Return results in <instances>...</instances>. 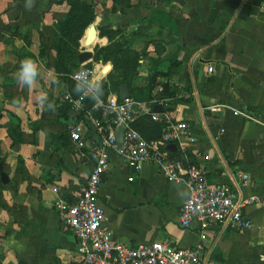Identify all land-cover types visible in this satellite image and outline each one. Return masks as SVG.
<instances>
[{"label": "crops", "instance_id": "obj_1", "mask_svg": "<svg viewBox=\"0 0 264 264\" xmlns=\"http://www.w3.org/2000/svg\"><path fill=\"white\" fill-rule=\"evenodd\" d=\"M98 7L100 30L94 27L93 43L99 49L128 44L140 56L132 88H152L151 101L142 103L154 111L161 106L158 114L190 128L191 140L166 147L170 160L185 169L203 165L211 184L238 187L244 199L264 198V0H108ZM7 8L8 1L0 0V15ZM43 12L25 3L2 18L14 34L0 31V166L9 178L3 184L0 172V264L80 262L77 238L65 226L59 205L76 203L86 188L97 165L100 106L120 100V90L106 98L98 94L113 72L112 61H95L92 53L81 64L80 55L88 51H80L79 64L94 63L96 76L92 94L81 85L84 90L76 96L79 84L57 73L40 49L35 54L26 45L30 32L51 24ZM25 58L38 67L31 88L18 82ZM67 95L93 96L96 104L76 111ZM217 107L222 112H214ZM155 123L164 130L163 123ZM76 126L82 127L84 149L71 140ZM148 126L135 130L159 140L163 130L159 138ZM18 127L25 143L10 139ZM64 134L70 142L61 149L59 166L54 150ZM186 198L187 188L168 182L155 164L136 172L113 155L99 202L116 242L134 247L169 239L181 249H199L216 264H264V208L247 206L250 230L202 233L196 226H180Z\"/></svg>", "mask_w": 264, "mask_h": 264}, {"label": "built area", "instance_id": "obj_2", "mask_svg": "<svg viewBox=\"0 0 264 264\" xmlns=\"http://www.w3.org/2000/svg\"><path fill=\"white\" fill-rule=\"evenodd\" d=\"M212 71V69H210ZM94 69L82 66L71 78L92 94ZM87 95L74 98L67 95L65 100L76 111L86 110ZM222 112L221 107L213 109ZM102 122L96 123L100 135V146L96 152L97 165L89 176L87 186L80 198L72 205L60 204L65 226L77 238L78 264H216L201 254L199 249H181L171 240L152 241L136 246L119 243L106 226V213L100 205L99 197L103 179L107 174L113 155L122 158L128 169L139 171L147 164L159 167L163 177L170 183L187 188L180 213V226L190 230L195 226L201 232L217 228L227 231H246L253 227L246 215L249 205L264 208V198L253 196L244 199L238 187L213 185L203 165H192L185 169L180 162L169 158L166 147L174 143L191 140L190 128L186 123H175L168 115H160L152 106L133 99L124 101L111 99L100 106ZM164 124L163 135L159 140H146L133 128L141 118ZM125 128L124 143L118 144L116 131ZM82 127L71 129V140L79 148H86ZM210 157L205 160L209 161ZM130 178L129 181H133ZM246 184L248 177H243ZM264 263V257H263Z\"/></svg>", "mask_w": 264, "mask_h": 264}, {"label": "trees", "instance_id": "obj_3", "mask_svg": "<svg viewBox=\"0 0 264 264\" xmlns=\"http://www.w3.org/2000/svg\"><path fill=\"white\" fill-rule=\"evenodd\" d=\"M23 1L33 3V0H23ZM14 4H19V1L18 3H14ZM69 5H70V12L68 16H66L65 19L66 24L65 25L62 24L61 25L62 27L60 28V30L64 32L61 35L62 38L63 37L66 38L67 36H70L68 33L73 34L74 32H76L78 27L76 23L80 21V17L77 16L76 14L77 12H80L81 10L85 11L86 9H90V10L92 9L91 6L86 4L83 0H69ZM9 9L12 10L14 9V7H11ZM93 21H94V17H93ZM63 43H64L63 45L57 48L58 67H59L58 73H60L65 77H70L81 68V65L78 62V57L80 55L79 44L78 42H74V41L72 42L71 40L68 39H65ZM92 44H93V30H91L89 34L87 46H91ZM40 54L43 57L48 55V53L44 52L42 49H40ZM139 59L140 56L133 54L129 50L128 44L126 43L121 45L113 44L112 47L98 49L95 53V61L103 62V63H108L112 61L114 65L113 72L108 76L107 82L101 83L100 87L98 88V94L99 95L101 94L102 98H106L111 92H119L120 87L125 84L130 88L133 100L139 102H150L151 101L150 94L152 90L150 86L142 89L132 88L131 82L136 76L137 64L139 62ZM108 70L109 68L105 67V70L103 71L104 74L107 73ZM103 89L105 91L104 94L102 93ZM77 90H78V94L76 96H79L83 92L84 88L79 84ZM147 120H148L147 117L137 120L136 122L138 121L140 122H138L137 124L135 122V124H133V128L136 129L137 131H142L146 126L149 125L153 129L154 133L158 134L160 138L162 135L161 132L163 130V127L161 128V126L155 122H153V124H150L147 122ZM24 137L25 135L23 134V132L19 127L11 135L12 141L17 144L25 143ZM145 139L149 141L152 140L148 138ZM60 142L61 143L58 146H56L54 150V154L55 157L57 158V162L59 166H61L63 163L60 152L61 149L64 148L66 145H68V143L70 142L69 136H67V134L62 135L60 137ZM3 163H4L3 160L0 159V164Z\"/></svg>", "mask_w": 264, "mask_h": 264}, {"label": "rangeland", "instance_id": "obj_4", "mask_svg": "<svg viewBox=\"0 0 264 264\" xmlns=\"http://www.w3.org/2000/svg\"><path fill=\"white\" fill-rule=\"evenodd\" d=\"M6 1H8V8L4 12H2V15H0L1 16L0 17V31L5 34L7 33L14 34V32H11L12 29L10 25H8L4 20H2L3 16L6 14V12L10 11L9 8L11 7H14V9H16L17 7H20L22 4L28 3L31 7H33L35 11L43 10L44 12L42 14H49V22L51 24L45 25L42 28V31L40 33H33L29 31L31 34V40L26 45H28L35 52V54H37L36 52L37 49H42L44 52H47L48 53L47 63L53 67L55 66L54 69L57 73L59 72L57 48L64 44L63 41L65 39L71 40L72 42L73 41L78 42L79 52L85 49L88 52H91L94 54L99 49L100 45L99 43H96V42L93 43L91 46H87V41H88V37L90 33L89 29L90 27H96L100 30L98 21H97L98 19L97 11H100L98 6L101 5L104 8L108 0H83L86 4L91 6L92 9L91 10L86 9L85 11L81 10L80 12L76 13L77 16L80 17V21L76 23L78 26L77 30L73 34L68 33L70 36H67L66 38L65 37L62 38L61 35L64 32H62L60 28L62 27L61 26L62 24L64 25L66 24L65 19H66V16H68L70 12L69 0H33V3H29L23 0H6ZM18 1H19V4H14V3H18ZM109 1L115 2V1H121V0H109ZM93 17H94V21H93ZM19 37H20V34L16 36V39H19ZM19 45L20 43H18V46ZM85 66L90 69H95L94 63L87 64ZM107 67L110 70V67L109 66ZM102 93L103 94L105 93L104 89L102 90ZM7 103H9V101H7L5 104ZM2 185L3 184H1L0 186V190L3 189Z\"/></svg>", "mask_w": 264, "mask_h": 264}, {"label": "water", "instance_id": "obj_5", "mask_svg": "<svg viewBox=\"0 0 264 264\" xmlns=\"http://www.w3.org/2000/svg\"><path fill=\"white\" fill-rule=\"evenodd\" d=\"M91 30H94V38H95L96 30H95L94 27H92ZM91 30L89 32H91ZM91 59H92V53L91 52H84L79 57V61H80L81 64H84V63L88 62ZM130 98H131V93H130L129 88L126 85L121 86L119 99L121 101H124V100L130 99ZM95 104H96V100H95V98L93 96H89L86 99V108L88 110H92L93 107L95 106ZM155 111L157 113H162L163 112V108L161 106H156L155 107ZM124 133H125V128L124 127H119L117 129V131H116L117 142L120 145H122L124 143V137H123ZM174 148H175V146H170L169 149H174ZM0 172H1V181H2V183L7 185L9 183V178L3 172L1 166H0Z\"/></svg>", "mask_w": 264, "mask_h": 264}, {"label": "clouds", "instance_id": "obj_6", "mask_svg": "<svg viewBox=\"0 0 264 264\" xmlns=\"http://www.w3.org/2000/svg\"><path fill=\"white\" fill-rule=\"evenodd\" d=\"M18 82L31 88L38 76V67L31 58H25L21 61L17 72ZM51 107V106H49Z\"/></svg>", "mask_w": 264, "mask_h": 264}]
</instances>
